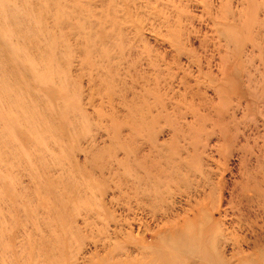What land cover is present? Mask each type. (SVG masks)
<instances>
[{"label":"rangeland","instance_id":"1","mask_svg":"<svg viewBox=\"0 0 264 264\" xmlns=\"http://www.w3.org/2000/svg\"><path fill=\"white\" fill-rule=\"evenodd\" d=\"M0 264H264V0H0Z\"/></svg>","mask_w":264,"mask_h":264}]
</instances>
